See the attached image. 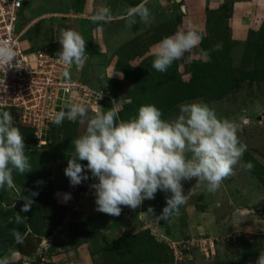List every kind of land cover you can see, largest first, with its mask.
Returning <instances> with one entry per match:
<instances>
[{
	"label": "rangeland",
	"instance_id": "rangeland-1",
	"mask_svg": "<svg viewBox=\"0 0 264 264\" xmlns=\"http://www.w3.org/2000/svg\"><path fill=\"white\" fill-rule=\"evenodd\" d=\"M27 1L28 5L24 6L20 16L21 29L26 27L34 18L61 10L63 4V2L58 0ZM232 15L225 13L220 22L217 21L216 25L214 23L209 35L221 38L225 33L226 27H229L231 36L237 43L233 50L234 62L235 65H239L245 58L244 49L246 44L252 43L255 37L252 36L251 40L248 41L250 39L248 37L250 32L248 35H243L242 37L235 36L231 31L232 28H230L232 25ZM225 17L227 18L225 19ZM124 21H126V17ZM117 22H123V18L117 20ZM146 24L148 25V23ZM263 24L264 20L260 27L255 28L256 31L254 32H258ZM129 28L130 26L127 22H124V25L117 28L119 31L114 38L107 33V28H105L104 33L106 32L105 35L107 36L106 44L111 42L108 45L109 49H101L99 53L101 55L99 57L101 58L98 57L96 59L99 64H84L77 77L93 86H106V84L114 86L117 92V109L115 111L112 106L111 108L105 107L102 112L114 110L118 114L119 120L122 119V115H125V117L129 115L128 112H125V107L132 104V101L126 95V92L130 90L128 78L124 79L122 69L117 67L123 65L127 71L136 69L142 64L143 60L154 56V46L158 43L159 39V36L154 33L155 31L159 32L158 30H145V32L143 30L140 32L133 30L129 32ZM62 30H71V28L57 18L40 19L28 28L21 39V43L27 49L44 50L56 54L60 50L58 40ZM142 32L143 34H141ZM126 34L129 36H126ZM96 37L97 35L91 36L89 39H85V42L87 46H91V49L98 50L104 44V41L98 42ZM130 39L131 41H129ZM114 50H117V57L121 54L122 60H118L117 57H114L116 55L111 54ZM87 51L88 49L86 53ZM110 55L113 58L111 65L114 67H108L107 65ZM255 59L256 56L253 55L252 60ZM177 60L179 74L187 81L190 78L191 65L193 62H201L203 55L202 59H200L198 55L193 54L192 50H190ZM192 102L207 104L214 110L218 118L230 119L237 123L238 138L241 143L246 145L247 149L243 154L241 162L234 168L233 174L226 177L214 192H209L206 183L203 181L192 179L182 182L184 193L187 195L190 190L191 193L188 195L186 203L175 214L170 216L167 221L158 220L157 217L161 215L162 210L166 207V199L170 198V193L158 191L154 199L145 200L136 209L121 206V214L114 216L118 218L117 224L119 223V228L107 230L110 227V223L106 224L102 230L106 229L107 233L100 234V236L103 235L101 237L104 242L113 241L123 233L133 232L135 234L140 231H150L160 243L170 247V252L167 256L169 264H171L172 259L173 264H219V262L238 259L239 254L237 251L240 244L248 246L252 253L254 243L264 237V183L260 182L251 172L245 171L241 167V164L245 163L244 156L247 154L254 156L264 166V84L245 83L239 91L218 101L206 102L195 100ZM121 110H123L122 113ZM178 115L179 109L177 108L169 118H164V120L171 122ZM87 117L91 118L93 116ZM241 117L246 118L248 122L244 123ZM117 123L119 122L117 121ZM13 125L24 128L22 131L23 136L30 138L31 130L23 126L19 120L13 118ZM57 127L56 125L51 126L48 130L46 145L52 143ZM85 128L86 121L83 123L79 122L77 137L85 131ZM32 148H35L34 143L25 144L26 152ZM86 163V161H83L81 164L86 165ZM50 167L52 190L55 189L54 187L62 186L64 188L65 185H60V183L63 179L68 182V178L64 175V169L67 167V164L60 160H55ZM85 174L89 175L90 179L82 181L78 186H70L67 192L71 194V199L66 202L67 204L56 203L58 206L67 209L63 222L67 225L65 230L68 228L66 233L60 232L62 227L56 229V237L62 235L63 239L72 227L81 228L82 222L92 218H102L104 215V213L96 211L94 192L88 191L89 193L86 194L78 193L79 191L76 190L84 186V182L90 184L96 183V180L91 178V173ZM25 175H28V178L25 177L23 179L22 185H17L13 180L14 188L11 191H7L6 201L1 204L4 212L16 210L22 214L18 210V200L20 197L26 196L32 190H39L37 181H41L42 179L38 175L33 177L32 172H28ZM149 209H152V212ZM80 215L83 216L79 218ZM14 217L15 215L0 218V224L3 222L10 223ZM21 217L24 218L23 216ZM53 220L46 218L41 223L40 228L45 230L51 228L54 225ZM24 221L25 218L21 220L22 223ZM104 223L105 221L102 225ZM46 241L32 256H24L17 249L16 251L8 252L3 257L10 258L11 264H84L86 259L89 261L85 264H103L100 257L94 258L89 255L92 249L90 244L82 246L78 249L77 253L73 250L70 254L49 259L46 255L50 244L48 239ZM172 247H179L180 249L184 247L185 249L182 252H180L181 250H177L175 253ZM258 254L249 256L247 261L254 264Z\"/></svg>",
	"mask_w": 264,
	"mask_h": 264
},
{
	"label": "clouds",
	"instance_id": "clouds-1",
	"mask_svg": "<svg viewBox=\"0 0 264 264\" xmlns=\"http://www.w3.org/2000/svg\"><path fill=\"white\" fill-rule=\"evenodd\" d=\"M151 20V12L143 4L130 9L126 15L129 26ZM113 19L108 7H99L92 16L93 23L105 24ZM203 39L196 31H177L161 39L154 47L151 67L164 73L184 53L197 46ZM60 50L56 59L64 65L83 67L85 63V40L74 30H62L58 40ZM220 45L216 46V50ZM203 55L207 57L208 53ZM16 56L7 42H0V64L14 67ZM67 77L69 74L64 73ZM179 115L169 122L162 119V112L155 105H143L137 115L117 123L118 114L107 110L91 118L85 106L72 104L58 111L52 123L61 126L69 122H85V131L72 141L74 152L67 161L64 175L71 186H78L91 178L96 211L119 216L121 206L130 209L140 207L145 200H152L160 191L170 193L166 207L158 220L167 221L186 203L183 183L195 179L206 183L209 192L216 191L221 182L233 174L241 162L246 145L240 142L238 125L230 119L218 118L207 104L181 103ZM244 123L247 119L241 117ZM24 136L13 125L9 111H0V190L13 189V171L26 174L32 170L25 154ZM80 161H86L82 165ZM243 170L253 169L251 162L241 164ZM42 185L43 181H37ZM38 192H31V197ZM29 196L20 197L24 203L20 209L27 213L33 204ZM71 199L70 193L62 194L63 202ZM152 212V209H149ZM22 219L17 214V223ZM12 236L22 241L21 234L13 229ZM43 238V237H42ZM44 243L46 242L45 238ZM43 243V244H44ZM0 264H11L8 257H0ZM254 264H264V252L258 254Z\"/></svg>",
	"mask_w": 264,
	"mask_h": 264
},
{
	"label": "trees",
	"instance_id": "trees-1",
	"mask_svg": "<svg viewBox=\"0 0 264 264\" xmlns=\"http://www.w3.org/2000/svg\"><path fill=\"white\" fill-rule=\"evenodd\" d=\"M223 12L231 15L232 6L225 4L219 10H209L207 12L206 35H202L203 39L197 50L202 55L204 52H207L208 55L207 57L203 55L201 62H193L190 78L187 81L179 74L178 60H175L164 73L152 69L151 64L154 56L143 60L139 67L130 71L125 70V66L118 64L117 68L122 69L124 79L128 78L130 90L126 92V95L132 101V104L125 107V112H128L129 115L127 117L120 115L122 119H118V122L134 118L138 109L143 105H155L161 110L162 119H164L169 118L181 103L195 100L218 101L236 93L245 83L264 84V24L258 32L250 31L248 41L251 40L252 36L255 38H253L252 43L246 44L244 49L245 58L239 65H235L233 50L237 43L232 38L229 27H226L221 38L209 35L214 23L216 25L217 21L220 22L223 19ZM217 39L219 40L217 41ZM217 45H220L219 50H216ZM253 55L256 56L255 60H252ZM87 116L94 115L87 114ZM53 126L55 125L53 124ZM78 126L79 121L69 122L65 120L55 130L52 143L41 147H38L35 142L32 131L30 138L24 136V144L34 143L35 147L25 152L32 166L30 173L32 172L33 177L38 175L43 184L38 186L39 190H35V192H38L37 196L31 197L33 190L28 194L26 193V196L31 197L33 200L29 212L23 213L20 211L24 201L21 198L18 200V210L22 214L16 210L3 211L1 204L6 201L7 191L12 189L0 190V218L15 215L12 222L0 224V257L17 250L18 242L11 234L13 229L17 230L22 238L24 236H39L47 239L63 222L67 209L58 206L54 200L50 166L55 160L67 164L68 159L74 152L72 141L78 138ZM15 127L23 135L24 128ZM244 159L245 163L251 162L253 164V169L250 172L260 182L264 183V166L251 154L245 155ZM82 162L80 161V163ZM25 177L28 178V175L13 171V180L17 185H22ZM17 214L25 218L24 223L21 221L16 222ZM103 216L113 220L114 223L117 221L114 216L107 214ZM46 218L54 219V225L47 230L40 228L41 223ZM93 220L86 224L84 230H80L79 227L69 229V233L66 234L63 240L60 243L51 245L48 252L60 250L68 253L82 245L90 244L92 246L91 256L100 257L103 264H169L167 256L170 247L160 243L150 231H140L135 234L125 233L113 241L104 242L102 240L103 235L101 237L99 232L102 218ZM237 252L239 254L238 259L219 262V264H253L248 262L247 259L249 256L264 252V237L254 243L252 253L248 246H242L241 244ZM171 264H173V259Z\"/></svg>",
	"mask_w": 264,
	"mask_h": 264
},
{
	"label": "built area",
	"instance_id": "built-area-1",
	"mask_svg": "<svg viewBox=\"0 0 264 264\" xmlns=\"http://www.w3.org/2000/svg\"><path fill=\"white\" fill-rule=\"evenodd\" d=\"M25 4L26 0H0V42H7L16 53L14 67L0 64V111H9L29 128L41 147L47 144L58 111L72 104L85 106L87 114L94 116L105 107L116 111L117 92L112 85L93 86L77 78L83 67L64 65L52 52L23 47L21 39L28 29H21L19 21ZM83 185L76 189L78 193L94 192L90 183ZM172 248L175 253L185 249Z\"/></svg>",
	"mask_w": 264,
	"mask_h": 264
},
{
	"label": "crops",
	"instance_id": "crops-1",
	"mask_svg": "<svg viewBox=\"0 0 264 264\" xmlns=\"http://www.w3.org/2000/svg\"><path fill=\"white\" fill-rule=\"evenodd\" d=\"M58 1L63 2L61 10H56L50 14H43L37 18L32 19L31 22L28 25H26V28L28 29L32 24L39 21L40 19H44V18L48 19L52 17V18L60 19L63 23L69 26L71 30L80 33L84 38V40L89 39L91 36L97 35L96 39H98V42L103 40L104 44H102L101 47L98 48L97 50V49H91L90 48L91 46H87L85 42V51L88 49L87 53L85 52V56L87 55L86 63H84L85 65L86 64L90 65V63L99 64L96 61V59L99 56H101L99 54L101 52V49H109L108 45H110L111 42L106 44L107 36L105 35L106 32L104 33L105 28H107V33L110 34L112 38H114L119 31L117 28L121 25H124V22H126L124 21V18L126 17L127 12L130 9L135 8L141 4L147 7L151 12L150 23L148 22L147 25L146 23L141 22L139 18H137V23L133 26H130L129 32H132L133 30H137L139 32L142 30L143 32H145V30L146 31L158 30L159 32L157 31L154 32L157 36H159L158 42L166 36L173 35L177 31L192 30L202 35H206L207 19H208L207 12L209 10L210 11L219 10L225 4H229L232 6L233 15L231 18L232 25L230 26V28H232L231 31L234 33L235 36L242 37L243 35H248L250 31H256L255 28L260 27L264 20V0H58ZM26 5H28L27 0L25 6ZM99 7H108L111 10L113 19L115 20L112 19L111 22L105 24L93 23L92 16ZM122 18H123V22H117V20H120ZM20 23H21V17L19 24ZM143 32L141 34H143ZM126 36L129 35L126 34ZM129 41H131V39ZM198 45L192 48L191 50L193 54L198 55L199 58L202 59V55L197 50ZM117 50H114L111 54L116 55ZM112 55L109 56V62L107 61L108 67H114L111 65V62H113ZM120 55L118 57L117 55L114 57L115 58L117 57L118 60H122ZM60 185H65V187L64 188H62V186L57 188L54 187L55 189H53V197L56 203L59 202L61 204H64L65 202H63L62 200V194L68 193L67 191L69 190L71 185L69 180L67 182L64 179L61 181ZM82 216L83 215H80L79 218H81ZM93 219L94 218L82 222V225L80 226L81 228L79 229L84 230L83 228H85L86 224L94 221ZM116 220H118V218H116ZM104 221L105 223L102 225ZM108 223H110V227L107 230H114L115 228H119V223L117 224V221L114 223L113 220L105 218L103 216L100 224L101 226V229L99 231L100 233H107V231H105L106 229L105 230L102 229H104L106 224ZM66 226H67L66 223L63 222V224L59 226L62 227L60 232L66 233V230L68 229L67 228L65 230ZM55 232L56 230L53 232L52 236L47 238L50 244L49 246L56 243H60L63 240L62 235H58L56 237L55 235H57V233ZM128 233H133V232H128ZM123 234H120L119 236H117V238ZM82 246L75 249L76 251L74 250V252L77 253L78 249H80ZM70 253L71 252L64 253L61 252L60 250H57L55 252H48L46 257L50 259L52 257H57V256L60 257ZM89 255L91 256V254ZM87 261L89 260L86 259L84 264L87 263Z\"/></svg>",
	"mask_w": 264,
	"mask_h": 264
},
{
	"label": "water",
	"instance_id": "water-1",
	"mask_svg": "<svg viewBox=\"0 0 264 264\" xmlns=\"http://www.w3.org/2000/svg\"><path fill=\"white\" fill-rule=\"evenodd\" d=\"M44 239L39 236H26L22 241L17 244V249L20 254L24 256L34 255L38 248L42 246Z\"/></svg>",
	"mask_w": 264,
	"mask_h": 264
}]
</instances>
